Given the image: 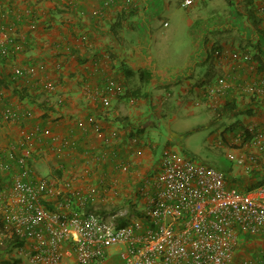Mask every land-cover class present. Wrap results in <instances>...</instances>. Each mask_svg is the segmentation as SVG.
<instances>
[{"label":"crops","instance_id":"0c3cea01","mask_svg":"<svg viewBox=\"0 0 264 264\" xmlns=\"http://www.w3.org/2000/svg\"><path fill=\"white\" fill-rule=\"evenodd\" d=\"M182 1L0 0V34L14 36L0 60V96L15 113L0 116V159L12 166L0 174V195L11 196L19 173L62 189L67 182L103 216L134 220L159 162L148 131L160 128L157 118L178 122L180 107L191 114L208 106L205 88L218 81L231 84L218 105L235 103L223 115L234 121L238 113L264 131V0ZM161 136L164 154L183 135L176 128ZM23 150L26 163L15 166ZM229 176L226 186L246 190L264 179V164ZM248 258L264 264L263 232L238 233L231 264Z\"/></svg>","mask_w":264,"mask_h":264},{"label":"built area","instance_id":"2783aa9c","mask_svg":"<svg viewBox=\"0 0 264 264\" xmlns=\"http://www.w3.org/2000/svg\"><path fill=\"white\" fill-rule=\"evenodd\" d=\"M190 3L183 0L181 5ZM13 41L14 36L2 31L0 60L10 55ZM213 53L221 52L216 48ZM14 73L24 76L19 68ZM46 86L53 89L52 84ZM230 87L222 81L208 85L204 91L208 106L215 110L218 95ZM101 101L108 104L105 96ZM0 116H15L3 107L1 96ZM244 129L230 138L221 136L218 144L245 172L262 169L264 131L253 125ZM243 145L253 151L244 152ZM28 156L21 151L13 160L15 166L23 167ZM0 161V169H11L8 160ZM157 165L144 179L151 192L141 214L122 226L116 224L114 214L84 212L90 194L73 192L67 182L62 189L49 179L15 173L11 196L0 195V244L17 237L22 243L12 249L32 264H105L111 246H118L121 264H231L239 232L264 233V179L240 191L227 188L221 170L184 155L166 152ZM252 263V258L240 261Z\"/></svg>","mask_w":264,"mask_h":264},{"label":"rangeland","instance_id":"374dc122","mask_svg":"<svg viewBox=\"0 0 264 264\" xmlns=\"http://www.w3.org/2000/svg\"><path fill=\"white\" fill-rule=\"evenodd\" d=\"M197 8L198 7L195 6V10H197ZM177 108L178 106L174 105V109ZM172 112L173 111H171V114ZM177 114H179L178 122L169 121L167 117L170 115L166 116L163 120L157 118L156 121H158V127L160 128H151L148 131L151 140L157 143L154 152L158 156V161L164 149L161 134H166L169 129L179 128L183 136L180 139L179 145H174V151H169V153H174L177 157H183L184 155L205 165H211L222 172L230 168L228 173H226L228 176L227 181H234L235 178H232L229 174H232V172L237 169V166L228 159L226 147L223 144H218V141L221 140V136L229 138L232 136L233 132L223 131V129L232 121L231 119L233 117L222 115L217 119L214 110L209 106L203 105L198 107V109L194 110L191 114H187L185 110L180 107L179 110H177ZM0 164H3V162L0 161ZM4 171L6 170L0 169V174ZM227 188L237 189L228 185ZM0 264L32 263H30L25 256L17 254L16 250L11 249L0 252ZM105 264H121L118 246H113L110 249V254Z\"/></svg>","mask_w":264,"mask_h":264},{"label":"trees","instance_id":"16d2710c","mask_svg":"<svg viewBox=\"0 0 264 264\" xmlns=\"http://www.w3.org/2000/svg\"><path fill=\"white\" fill-rule=\"evenodd\" d=\"M16 91L20 97H22L24 95V93L21 92V90H16ZM234 107H235V103L233 101H229V102L224 103L222 106L219 105L217 108H215L214 113L216 116L220 117L223 114L232 113L234 110ZM248 113H249V111H246V114H248ZM237 114L238 113H236V115ZM244 127H245V125H243L242 121L237 116L234 121L229 122L224 127L223 131H231V132H233V134H235L238 130L240 131V130L244 129ZM245 130L246 129H244V131ZM245 132H247V131H245ZM229 169L230 168H228L227 171H223L225 175H226V173H228ZM75 209L77 211H81V209L79 207L75 206ZM83 211L84 212L92 211V212L98 213V212H104L105 209H97L94 206H89V205L87 206L86 205V207L84 208ZM123 218H124L123 216H118L116 218V224L118 226H122V225L127 224V221L124 220ZM21 243H22V241L17 239V237H7L0 244V252L6 251V250H11L14 246L19 245Z\"/></svg>","mask_w":264,"mask_h":264}]
</instances>
